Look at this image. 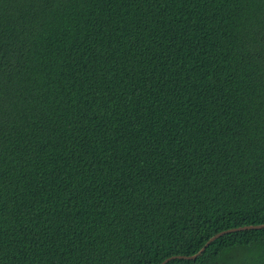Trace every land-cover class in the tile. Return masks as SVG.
I'll list each match as a JSON object with an SVG mask.
<instances>
[{"label":"trees","instance_id":"obj_1","mask_svg":"<svg viewBox=\"0 0 264 264\" xmlns=\"http://www.w3.org/2000/svg\"><path fill=\"white\" fill-rule=\"evenodd\" d=\"M264 224V0H0V264H162ZM165 264H264V227Z\"/></svg>","mask_w":264,"mask_h":264},{"label":"water","instance_id":"obj_2","mask_svg":"<svg viewBox=\"0 0 264 264\" xmlns=\"http://www.w3.org/2000/svg\"><path fill=\"white\" fill-rule=\"evenodd\" d=\"M261 227H264V224H257V225H244V226H240V227H235V228H232V229H228V230H224V231H221L217 234H215L213 237L210 238V240H208V242L202 247V249L196 253V254H193V255H175V256H171V257H168L166 258L162 264H165L167 263L169 260H171L172 258H188V259H194L196 258L198 255H200L206 248L207 246L216 238L226 234V233H229V232H232V231H236V230H242V229H257V228H261Z\"/></svg>","mask_w":264,"mask_h":264}]
</instances>
